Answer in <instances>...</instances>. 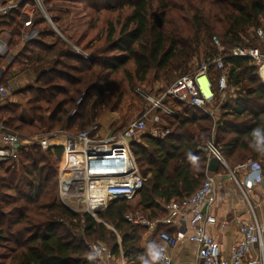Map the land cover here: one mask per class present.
<instances>
[{
  "label": "trees",
  "instance_id": "1",
  "mask_svg": "<svg viewBox=\"0 0 264 264\" xmlns=\"http://www.w3.org/2000/svg\"><path fill=\"white\" fill-rule=\"evenodd\" d=\"M63 1L83 3L91 14L90 24L74 43L84 55L64 44L36 15L28 30L40 27L38 34L26 41L14 61L35 74L34 84L24 92L31 119L20 118L9 105L0 106L5 127L45 134L86 130L98 124L105 110L115 112L121 106L124 92L118 73L132 91L151 75L161 84L160 92L190 73L193 60L216 54L212 36L225 46H255L254 31L264 27V0ZM27 2L22 0L0 23V30L10 33V45L23 29L21 9ZM103 12L114 16H106L89 36ZM223 61L227 96L219 106L213 139L233 168L247 159L258 161L264 152V86L249 58L228 56ZM218 74H208L216 103ZM181 108L166 119L165 136L142 134L139 142L131 143L141 175L149 174L136 197L151 221L161 220L166 204L190 196L204 180L206 157L197 148L210 138L213 124L199 109ZM61 155V147H30L17 160L0 162V264H91L85 239L91 235L96 240L90 243L106 245L116 257L121 253L129 264H154L157 239L141 248L147 228L125 219L127 200L116 199L96 210L98 219L58 201ZM172 228L160 224L158 231L176 234Z\"/></svg>",
  "mask_w": 264,
  "mask_h": 264
},
{
  "label": "built area",
  "instance_id": "2",
  "mask_svg": "<svg viewBox=\"0 0 264 264\" xmlns=\"http://www.w3.org/2000/svg\"><path fill=\"white\" fill-rule=\"evenodd\" d=\"M22 0H0V23L3 17L19 7ZM41 5L43 0H32ZM29 20L25 26L29 25ZM255 46H225L217 36H212L216 54L201 57L188 74L171 82L163 91L144 92L137 89L136 94L143 102L141 112L120 129L102 130L99 124L70 134L62 129L53 133L27 138L0 123V162L17 160L22 150L30 147H61L62 155L57 171V199L72 211L86 212L92 217L96 210L103 209L116 199L131 200L141 190L149 174L142 176L131 143L137 142L146 128L149 135L164 136L168 130L160 127L162 116H173L174 101L183 102L201 109L213 122L218 121L220 101L215 102L214 92L208 78L210 71H218L216 76L217 93L227 91L228 72L224 58L228 56L249 58L256 68L260 83L264 86V28L255 29ZM7 42L0 36V56L6 51ZM87 57V56H86ZM207 82L208 93L203 92L199 78ZM10 84H0V106L12 95ZM150 126V127H149ZM214 130L211 137L198 146L206 157L204 180L188 197L179 202L171 200L165 205L167 214L158 221H151L143 213L125 214V219L133 225L145 226L156 232L157 255L154 264H171L170 253L178 243V236L168 231H158L159 224L170 225L178 222L179 228H190L188 239L196 245V258L202 264H264V220L254 215L248 192L262 181L263 166L258 161L247 160L230 168L225 156L214 143ZM210 159L216 161L221 173L228 175L237 185L242 198L250 207V217L238 225L239 238L230 249L228 258L224 257L215 239L206 226L215 224V217L209 207L215 202V186L220 173L208 170ZM241 176V180L239 177ZM88 255L94 264H107L103 256L110 257L111 250L102 243H88ZM251 250L255 256H249Z\"/></svg>",
  "mask_w": 264,
  "mask_h": 264
},
{
  "label": "rangeland",
  "instance_id": "3",
  "mask_svg": "<svg viewBox=\"0 0 264 264\" xmlns=\"http://www.w3.org/2000/svg\"><path fill=\"white\" fill-rule=\"evenodd\" d=\"M87 12L89 11L85 10L83 3L80 2L63 1V0L60 1L43 0L40 6L35 4L33 7H30L26 11V13L20 16V19L23 22V26H25V22L29 20V22L31 23V20L36 15L42 16L45 19L47 27L50 28L64 44L69 45L70 47H72V49L84 55V53L80 52L81 50L74 43L79 38V36L87 29L88 25L91 22V14L89 13L90 14L89 15ZM103 13L104 14H102L99 21L97 22V28L93 29L89 36L95 34L102 27L104 23L103 21L106 19V16H114V14L110 15L109 13H105V12ZM112 19H115V17H112ZM38 28L40 27H37V29H30L28 30V32L26 29H22L18 37H13V42L15 43L11 45H10V41H11L10 33L8 32V29L4 30L7 33L9 42L7 43L6 51L0 56L1 58L0 69L5 70V67L9 63L15 61L17 54L20 52V50H22L23 45L26 43V41H28L29 38H35L37 36L39 30ZM255 42L257 43L256 39ZM199 59L200 58L193 60V64H192L193 68L195 67V64L198 62ZM131 67L132 66H130L129 68ZM24 68H25L24 65L17 63V69L12 71V73H8V75L4 74L3 75L4 78L0 80V84H10L13 89L12 95L7 99V102L2 106L9 105L10 108L14 110L15 113L20 118H23L24 116L30 118L29 116H30L31 104L29 103L28 100V94L24 92L28 86H32L34 84L35 74L32 72V70L24 69ZM116 78L118 84H120L124 92L123 102L115 112L110 110H105L100 115L98 122L103 119L104 115L107 114V112H114L115 120L114 123L112 124H117L118 126H120L127 124L130 120L135 118L138 115L139 111L141 110V107H143V102L141 98L136 94V90L142 89L144 92L158 93L157 90L160 89L161 84L153 82L151 80V75H149L148 80L145 83L136 84L134 91H132L129 89V86L123 76V73H118ZM229 93H231V91ZM226 96L227 94L224 95L222 100H224ZM174 103H176L177 107H179L180 109H182L181 108L182 106L188 105L179 101H174L173 104ZM74 109H72L71 113L74 111ZM199 110L200 112L204 113L201 109ZM2 116L5 115L2 114L0 115V121L4 119ZM9 129L18 132L21 135L26 136L28 139L40 136L41 134H45L41 131L35 132L33 130L26 132L23 131L25 133L24 134L21 133L19 130H15L12 128ZM39 149L45 150L43 148H39ZM1 173L2 171H0V174ZM238 178L241 179V176ZM138 200L139 197L133 198L131 200H127L128 201L127 212L142 213L138 206ZM74 212L79 214L82 213V211L79 212L74 211ZM92 215L98 219L95 212L94 214L92 213ZM93 236L95 235L85 237L87 243L94 242V240H96V238ZM0 252L3 251L0 250Z\"/></svg>",
  "mask_w": 264,
  "mask_h": 264
},
{
  "label": "crops",
  "instance_id": "4",
  "mask_svg": "<svg viewBox=\"0 0 264 264\" xmlns=\"http://www.w3.org/2000/svg\"><path fill=\"white\" fill-rule=\"evenodd\" d=\"M34 5H35V3L32 2L31 0H29V2L23 4L22 9H21V15L26 13V11L30 7H33ZM30 25H31V23H29V25H27V26H23V29H26L28 32V27ZM0 36L7 43L9 42V38L7 37V33L4 30H0ZM29 39H31V38H29ZM15 69H17V63L14 61L9 63L5 67V70L0 69V80H2L4 78L3 77L4 74L8 75V73H12V71H14ZM225 94H227V91H225L221 95L218 94V96H219L218 101H220V98H223ZM222 101L223 100L221 99L220 102H222ZM172 107L174 108L175 113L177 111L181 112V109L179 107H177L176 103H174L172 105ZM142 108L143 107H141V110H142ZM141 110L139 111V113L141 112ZM218 115H219V110H218ZM29 117L30 118H27L24 116L22 119L29 121L31 119V115ZM168 117H170V116H162V121L160 122V124H161L160 127L165 128V129L167 128L168 124H167L166 119ZM107 120H110V121H107ZM114 120H115L114 112H107V114L104 115L103 119L98 122V124L101 126L102 130L111 129V126L114 125V124H112V123H114ZM210 120H211V118H210ZM0 123H2V122L0 121ZM212 124H213V122H212ZM126 125L127 124L122 125V127L120 129L124 128ZM120 129H117V130H120ZM212 130H214V128H212ZM142 134H149V129L146 128ZM152 137H154V136H152ZM139 141H140V138L138 139L137 142H139ZM257 160L259 162H261V164L263 166V168H262L263 169L262 181L260 184L254 186L251 190H249L248 198H249V202H250V207L252 208L254 215L257 217V219L264 220V152H263L262 156H261V154L258 156ZM227 161L229 162L228 159H227ZM239 177H240V175H239ZM250 207L245 202V200L242 198L241 193H240L236 183L228 175H226L224 173H220V175L218 176V179L216 181V186H215V202L209 207V213L215 217L216 221H215V224L206 226V230L215 239V241L218 243V245L221 249L222 255L226 258L229 257L231 247L236 243V241L239 238V232H238L239 223L242 220L248 219L250 217ZM139 208H140V206H139ZM141 212L144 213L143 211H141ZM144 215L147 217V214L144 213ZM93 218H95V217H93ZM159 225L157 226V229H158ZM162 225H164V224H162ZM107 226L109 228H111L109 225H107ZM169 227L170 228L173 227V228H176L178 230V232L175 234L178 236V243L172 249V251L170 253L171 264H202V262L196 258V245L188 239V234L191 231L190 228H187L186 230L184 228H181V227L179 228L178 222L170 224ZM111 230H112V228H111ZM156 234H157L156 232H152V231H149L147 229L146 233L142 236L141 241H140L141 248H146L150 243L154 242L157 239ZM255 254H256V251L251 250L248 257L249 256L253 257V256H255ZM88 258H89V255H88ZM102 259L103 260L105 259V262H107V264H129L124 259L123 255L121 253L117 257L113 253L110 257H107L105 255L102 257ZM89 260H90L91 264H94L90 258H89Z\"/></svg>",
  "mask_w": 264,
  "mask_h": 264
},
{
  "label": "bare ground",
  "instance_id": "5",
  "mask_svg": "<svg viewBox=\"0 0 264 264\" xmlns=\"http://www.w3.org/2000/svg\"><path fill=\"white\" fill-rule=\"evenodd\" d=\"M199 83L201 85V88H202L203 92L208 93V90H207V82H206V80H205L204 77H200L199 78Z\"/></svg>",
  "mask_w": 264,
  "mask_h": 264
},
{
  "label": "water",
  "instance_id": "6",
  "mask_svg": "<svg viewBox=\"0 0 264 264\" xmlns=\"http://www.w3.org/2000/svg\"><path fill=\"white\" fill-rule=\"evenodd\" d=\"M216 166H217L216 161L214 159H210L209 163H208V170L215 172V170L217 168Z\"/></svg>",
  "mask_w": 264,
  "mask_h": 264
}]
</instances>
